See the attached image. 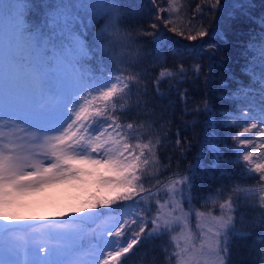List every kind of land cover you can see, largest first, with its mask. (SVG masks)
Returning <instances> with one entry per match:
<instances>
[{"label":"snow or ice","instance_id":"1","mask_svg":"<svg viewBox=\"0 0 264 264\" xmlns=\"http://www.w3.org/2000/svg\"><path fill=\"white\" fill-rule=\"evenodd\" d=\"M148 2L155 11L138 34L150 36L153 47L136 48L125 59L135 37L119 29L117 0H0V264H123L134 247L165 236L174 245L171 252L164 249L170 264L173 257L174 264H225L232 238L246 235L237 232L233 213L258 207L264 220V14L252 16L253 0H233L228 17L244 16L261 29L259 43L252 36L247 44L253 56L241 69L250 82L237 80V88L221 97L233 102V109L217 112L207 99L194 109L208 115L206 126L214 136L218 125L239 129L225 146L233 158L225 160L221 146L208 143L210 165L203 163L201 151L184 173L161 181L163 142L153 124L123 120L133 89L135 106H142L143 74L131 68L146 55L162 64L165 52L214 54L218 44L203 38L218 37L204 17L223 13L226 6L221 0H201L185 20L178 0ZM33 13L41 17L38 23L31 21ZM98 18L104 23L89 40ZM204 67L183 62L162 67L157 91L166 78L169 87L173 81L187 82L190 71L199 79ZM208 70L206 79L211 64ZM222 86H228L227 80ZM180 95L186 101L187 90ZM177 137L176 150L184 154L191 145L182 144L179 132ZM221 163L239 165L240 175L256 184L236 185L224 199V186L215 196L199 197L193 191L198 169ZM61 185L94 190L80 205L57 212L61 219L38 223L45 218L20 214L30 197ZM196 199L219 211L195 212L198 236L189 229L184 210ZM261 257L264 264V250Z\"/></svg>","mask_w":264,"mask_h":264},{"label":"trees","instance_id":"2","mask_svg":"<svg viewBox=\"0 0 264 264\" xmlns=\"http://www.w3.org/2000/svg\"><path fill=\"white\" fill-rule=\"evenodd\" d=\"M117 2L121 5V17L118 24L121 33L131 34L135 37L134 47L125 51L124 58L127 59L128 52H134L136 48L142 51L151 50L153 47L151 37L138 33L141 27L148 28L149 18L155 11L152 5L148 0H117ZM200 2L201 0H183L184 13L187 14L185 15L186 19L191 16L196 4ZM221 3L226 6L223 13L217 12L216 16L204 17L205 26L210 25V32L214 31L218 37L217 39L208 36L203 38L205 42L218 44V50L214 54L204 51L202 54L185 52L173 56L170 52H165L162 64L152 55H146L131 68L133 74H143L139 89L141 93L139 102L142 106H135L138 97L137 90L133 89L131 97L126 98L128 110L123 113V120L125 122L144 121L153 124L163 142L158 153L162 165L158 177L161 181L167 180L176 171L184 173L190 164L195 163V158L201 151L205 154L203 163L210 165L213 156L207 150L208 143L219 144L221 150L224 151L225 160L233 158V153L227 151L225 146L232 144L230 134H234L237 129H227L218 125L214 136L213 130L206 126L208 115L203 112L197 114L194 109L198 104L202 107L205 99L217 112L235 107L233 102L223 100L221 97L237 88V80L242 81L245 85L250 82V78L241 69L247 62L246 57L253 56L252 52L247 51V44L252 36L256 37L252 42L259 43L258 33L261 29L257 23L244 16H238L236 19L228 17L233 0H221ZM253 3L255 6L251 9V14L258 19L264 14V0H253ZM205 12H207V8H205ZM152 18L154 19V17ZM30 19L32 22L38 23L41 17L38 13H33ZM98 20L99 23H96L95 26L97 29L104 23V19L98 18ZM250 30L252 31L250 32ZM120 52L121 49L117 47L115 54L119 55ZM180 62H183L186 67H191L196 63H202L205 67L200 73L199 79H196V74L190 71L187 82L177 85L173 81L172 87H169V79L166 78L159 84L157 91L155 81L161 68H173ZM209 64L212 65V71L210 77L206 79ZM127 74L125 73V75ZM224 80H227V87L222 86ZM185 90H187L186 101L180 95ZM145 101H147L146 105ZM220 119L222 117L217 116V120ZM177 132H179V139L185 147L191 145L184 154L176 150ZM165 167L167 170H164ZM198 173L193 191L201 198L209 195L215 196V190L224 186L225 195L221 198L224 199L227 192L236 185L247 187L256 184L255 179L243 178L239 173V165L231 163H221L217 168L198 169ZM152 183L155 184V179ZM192 205L200 212H208L211 203L203 204L202 199H196L192 201ZM233 215L237 232L246 233V235L232 238L228 255L225 257V264H260L264 240L258 238L264 236V220L260 219L258 207L255 211L247 207L240 208ZM165 248L169 252L172 250V243L168 236L145 241L134 247L123 261L126 264H170L168 254L164 251ZM173 261L172 258L171 264Z\"/></svg>","mask_w":264,"mask_h":264},{"label":"rangeland","instance_id":"3","mask_svg":"<svg viewBox=\"0 0 264 264\" xmlns=\"http://www.w3.org/2000/svg\"><path fill=\"white\" fill-rule=\"evenodd\" d=\"M179 4L183 6V0H178ZM167 7L166 4L163 5ZM184 6L181 15H184ZM97 28H91L89 33V39H91L92 34L96 32ZM3 35V17L0 16V37ZM239 131V129H237ZM236 131V132H237ZM232 141V140H231ZM233 143V142H232ZM92 186H73V185H61L58 187L49 188L46 192L38 194L36 196L30 197L25 203L26 206L20 209V214L25 217H43L44 220H38V223H46L52 218L61 219V217H56L55 214L61 211H67L69 208L80 205L83 201L89 198L90 192L93 191ZM160 196H163V192L159 193ZM212 210L213 214L219 215L218 206L213 208L212 205L209 206V210ZM184 210L189 212L188 217V227L195 234L199 235V230L197 228V218L195 212L197 209L191 205L184 204ZM207 213V212H204ZM179 231V229H177ZM197 246H199V240L194 241ZM174 245L172 244V250ZM171 250V251H172ZM174 259V257H173ZM123 264H126L123 261ZM174 264V261H173Z\"/></svg>","mask_w":264,"mask_h":264}]
</instances>
